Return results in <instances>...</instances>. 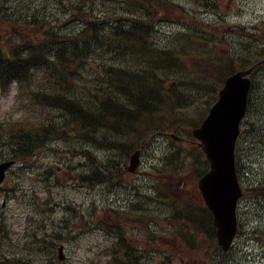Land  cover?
Masks as SVG:
<instances>
[{
	"label": "rangeland",
	"instance_id": "rangeland-1",
	"mask_svg": "<svg viewBox=\"0 0 264 264\" xmlns=\"http://www.w3.org/2000/svg\"><path fill=\"white\" fill-rule=\"evenodd\" d=\"M179 1L186 4L192 14L198 15L199 17L204 16L207 20L212 19V16L200 14L201 11L195 0ZM238 2L242 6V9H246L242 16L234 14L238 13L236 12L238 8H233V13L228 11V0L221 2V15H227V22L230 24H259V28L261 29L259 36L262 38L264 36V0H239ZM56 4L53 2L51 7L56 14H49L54 20V26L63 30L77 29L81 22L79 20L69 19L68 15L61 11V6L59 5L60 8H58V4ZM6 5L9 7L10 3H6ZM174 16L178 17L177 11L174 12ZM219 19L221 22L222 19ZM189 24L191 27L195 26L194 22L190 21ZM158 28L162 32H172L171 26L165 21L159 23ZM229 29V27L222 29V32H226ZM205 30L207 34L214 36L209 28ZM6 31L7 25L0 21V34ZM238 34L236 33L239 39L240 35ZM220 36L219 40H217L218 46H216V53L227 57L228 47L230 49V45L223 35L220 34ZM241 36L242 40L235 41L231 38L229 40L233 43L241 42V47L248 46L245 36L243 34ZM0 39H3V36H0ZM243 51L244 56H247L248 50L243 48ZM197 61L196 54L189 55L185 60L187 70L191 74L197 71ZM201 74L200 77L205 75V73ZM258 80V85L254 91V105L256 108H261L260 115L264 124V78L258 77ZM172 81H174L173 78ZM27 105V102L19 95L16 85H13L7 91L0 89V118L16 120L22 116H28L32 110ZM194 110L196 111V109ZM167 117V115H163V118ZM182 130L184 131L183 128ZM185 130L188 131V128H185ZM165 136H159L156 139L155 143L150 146L149 152L145 155L146 158H144L146 165L149 168L151 167V173L154 177L153 181L156 184L154 191H177V183L180 180H185L190 182V185L182 195L184 194L189 200L197 201L199 197L192 189V178L195 171L191 158L183 163V170L180 172L156 167L159 166L165 152L170 148V139ZM68 140V142L56 141L40 152L33 160L25 164L19 163L20 165L18 164L19 166L17 165L14 168L15 170L12 175L20 179V187L16 189L15 193L12 192V181H10L8 184L10 188L6 186V192H0V206L3 199L8 201L7 208L0 209V221L4 224L6 232L0 251H5L9 254L12 253L15 256L13 260H8L9 264H22L19 256L24 261V253H29L27 255L28 261L32 263L36 262L35 253L40 252L39 250L41 249H35L33 251V248L30 244L28 245L26 243L25 239H31L35 234L40 232H61L66 236L60 242L66 246V259L62 264H114L112 261L109 262L110 258L105 255L107 254V249L101 252L102 248L107 243H111V241L106 238L104 233L97 234L98 230L84 233L85 228L79 222L80 211L84 213L85 219L91 218V216L96 219L102 218L109 220L114 218L110 211L99 215L94 206L91 209L87 208L89 202L96 201L99 204L100 201L98 200L107 195L105 191L102 194L101 186L94 189L84 187L85 184L79 174L82 171H89L90 165L98 169L99 160L94 157L89 158L85 154L78 156V154L73 155L69 152V149L77 151L84 147L85 150L86 148L90 149V153L93 156L105 157L108 150L104 146L88 145L86 142L73 140L72 137H69ZM177 147L184 148L187 153L189 149L198 148L196 145L185 142L177 145ZM248 154H250V157L246 158L243 169V178L245 181L261 177L264 174V145H260V152L254 151L250 153L248 151ZM80 162H82V165ZM153 165L155 168H153ZM144 170L145 167L141 169V173ZM246 171L249 172L250 176L246 175ZM85 194L89 197V200H86L87 203H82ZM155 213L158 215L162 213L160 207ZM195 214L198 216L196 212ZM238 215L243 222V229L246 232L250 230L251 225L253 227L257 226L256 228L258 230H264V206L261 207L249 199L242 200L238 207ZM72 220L80 228L79 230H73V236H70L67 233V229ZM253 236V233H251V236L248 233L247 239L243 236L239 240L236 249L232 253L233 264L234 262L235 264H264V261L260 260L263 256L262 251L264 245ZM152 240V254L148 261L151 262V259H153V264H163L155 247L168 241L177 242V237L175 234L169 237V235L159 232V236L152 237ZM96 252L97 254H95ZM1 261H5V258L0 259ZM194 261L195 258L191 257L190 263L192 264ZM185 264H189L188 261H185Z\"/></svg>",
	"mask_w": 264,
	"mask_h": 264
},
{
	"label": "trees",
	"instance_id": "trees-1",
	"mask_svg": "<svg viewBox=\"0 0 264 264\" xmlns=\"http://www.w3.org/2000/svg\"><path fill=\"white\" fill-rule=\"evenodd\" d=\"M8 1L13 0H0L3 3L0 9L5 8L4 3ZM82 1L86 9L79 14H86L88 27L78 35L69 33L67 36L52 40L53 32L47 29L49 37L39 44H17L13 33H8L3 40H0V87H5L14 80L28 79L34 69L43 70L51 78V86L57 90L54 101L47 102L46 105L54 107L58 113L56 118L43 121L37 128H26L17 137L7 139L6 136H0V146H10V152L0 153V158L31 156L36 150L44 148L49 141L64 138L67 135H81L87 131L88 137H92L91 132L93 133L96 128L106 129V132L116 141L130 134L135 136L142 130H149L148 132L152 133L159 129L164 131L173 127V124L181 119V116L173 114L172 110L177 109L178 106L187 105L194 97L193 92L189 95H179L172 88H168L165 82L168 69H174L172 61L175 62V60H172L171 51L176 47L175 45L167 46L160 52L166 53L165 57L153 58L149 50L147 66H139L133 71L127 69L126 65L110 69L111 85H114L116 91H121L120 93L124 96L114 91L112 86L109 90L112 96L101 101L94 96V99L86 102L75 95L69 96L70 82L65 77L69 73L66 67L70 61L79 59L83 63L82 56L86 54L85 51L94 53L96 45H100L101 48L114 46L133 52L132 48L124 44L132 38L133 23L130 22L129 26L125 27V21L128 19L143 21V19L151 18L155 20L157 17L161 20L159 16L163 15L162 11L167 8L168 0H100L98 5L94 2L88 4L85 0ZM129 10H137L138 14H134L135 17L130 16L127 14ZM19 20L23 22L22 17L9 19L12 23ZM103 24L107 26L101 32L100 27ZM87 31L88 38L81 41L82 33ZM118 49L116 52L119 51ZM56 63H61L62 71L58 70V66L51 67L53 72L42 66L43 64L56 65ZM226 73V70L221 71L222 76H227ZM213 90L214 88L208 84L206 91ZM111 99L116 103L108 104ZM86 103L90 105L87 109L84 108ZM118 103H120L119 107ZM163 114H167L168 117L163 118ZM197 162L200 167L197 168L196 177L208 168L206 159L200 158ZM181 183V194L162 191L159 201L169 202L170 219L175 220L178 226L185 228L189 237H193L196 233L193 232L199 228L200 220L209 216L204 215L206 208L197 207V211L204 216L199 217L195 214L193 205L187 202L184 194L182 195L188 187L187 185L183 187V181ZM203 224L207 225V222L204 221ZM204 233L208 239H213L212 231L204 230Z\"/></svg>",
	"mask_w": 264,
	"mask_h": 264
},
{
	"label": "water",
	"instance_id": "water-1",
	"mask_svg": "<svg viewBox=\"0 0 264 264\" xmlns=\"http://www.w3.org/2000/svg\"><path fill=\"white\" fill-rule=\"evenodd\" d=\"M238 73L226 80L220 100L195 135L203 140L211 161V171L200 179L199 186L215 215L219 241L228 249L236 232V204L241 195L234 164V143L238 123L245 113L250 81ZM13 162L0 164V182Z\"/></svg>",
	"mask_w": 264,
	"mask_h": 264
},
{
	"label": "bare ground",
	"instance_id": "bare-ground-1",
	"mask_svg": "<svg viewBox=\"0 0 264 264\" xmlns=\"http://www.w3.org/2000/svg\"><path fill=\"white\" fill-rule=\"evenodd\" d=\"M79 5V6H77ZM76 7H75V12L71 15L72 18H77L79 13L82 12V11H85L86 9V5L83 3V1H79L77 3ZM61 30V28L59 29V31ZM93 33V32H92ZM95 34V32L93 33ZM86 54L83 55V63L82 64H86L88 62H91V61H94L97 59L98 55L95 54V53H92V52H88V51H85ZM105 55H113L116 53V48L114 46H106L105 47V50L103 52ZM127 66V69H131V71L133 70H136L138 67H132L131 65H126ZM120 67H124V65L120 66ZM111 84L110 83H101L99 81H97V83H94L91 87H89V89L87 90V92H90L94 95V97L97 99V100H103L109 96H112L111 93H110V88H111ZM112 89L114 91H116L114 85L112 86ZM118 92L121 96H124L123 93H120L121 91H116ZM116 103L115 101H113L111 99V102H109L108 104H111V103ZM120 103H118V107H119ZM90 105L89 104H84V108L87 109L89 108ZM118 111V108L116 109ZM77 113V112H76ZM75 115V114H74ZM91 135H92V138H96V137H101L102 136V139L104 140L105 143L107 144H114L116 143V140L113 138V136L109 133L106 132V129H102V128H96L95 131H93V133L91 132ZM115 233H118L115 232Z\"/></svg>",
	"mask_w": 264,
	"mask_h": 264
}]
</instances>
